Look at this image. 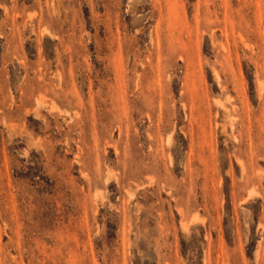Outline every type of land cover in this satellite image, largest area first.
Masks as SVG:
<instances>
[{"label":"rangeland","instance_id":"obj_1","mask_svg":"<svg viewBox=\"0 0 264 264\" xmlns=\"http://www.w3.org/2000/svg\"><path fill=\"white\" fill-rule=\"evenodd\" d=\"M0 264H264V0H0Z\"/></svg>","mask_w":264,"mask_h":264}]
</instances>
